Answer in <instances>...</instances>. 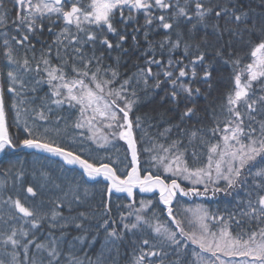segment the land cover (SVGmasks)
I'll list each match as a JSON object with an SVG mask.
<instances>
[{
	"label": "snow or ice",
	"instance_id": "snow-or-ice-1",
	"mask_svg": "<svg viewBox=\"0 0 264 264\" xmlns=\"http://www.w3.org/2000/svg\"><path fill=\"white\" fill-rule=\"evenodd\" d=\"M0 264H264V0H0Z\"/></svg>",
	"mask_w": 264,
	"mask_h": 264
},
{
	"label": "trees",
	"instance_id": "trees-1",
	"mask_svg": "<svg viewBox=\"0 0 264 264\" xmlns=\"http://www.w3.org/2000/svg\"><path fill=\"white\" fill-rule=\"evenodd\" d=\"M213 206H215V205H213Z\"/></svg>",
	"mask_w": 264,
	"mask_h": 264
}]
</instances>
